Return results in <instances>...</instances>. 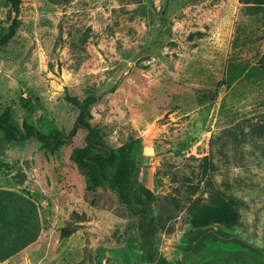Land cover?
Here are the masks:
<instances>
[{
  "label": "rangeland",
  "instance_id": "rangeland-1",
  "mask_svg": "<svg viewBox=\"0 0 264 264\" xmlns=\"http://www.w3.org/2000/svg\"><path fill=\"white\" fill-rule=\"evenodd\" d=\"M14 18L0 0V39ZM18 19L0 197L38 235L0 264H264V3L22 0Z\"/></svg>",
  "mask_w": 264,
  "mask_h": 264
},
{
  "label": "trees",
  "instance_id": "trees-1",
  "mask_svg": "<svg viewBox=\"0 0 264 264\" xmlns=\"http://www.w3.org/2000/svg\"><path fill=\"white\" fill-rule=\"evenodd\" d=\"M255 1L257 4L264 3L263 0ZM7 3L9 4L12 12L15 14V18L9 28L8 34L0 39V46L7 44L12 38H14L20 26L18 17L21 10L22 0H7ZM0 131H2L8 138H16L19 136L20 131L12 125L11 113L9 111H5L0 116ZM90 149L91 148H89V146L78 148L74 151L72 157L84 174L94 182L91 186L94 187L96 185L94 180L95 174L93 169L89 166L87 159V153L90 151ZM9 194L10 193H4V195L0 197V223H3V225L0 226V262L10 258L25 248L27 245L32 243L38 235L37 232L32 233V231L28 228H22L16 232H13L8 228L7 224L12 220V218L13 220L16 218L15 210L13 209L10 211L11 198H9ZM210 199H212V201H216V204L220 206L226 204L224 202V198L219 195V193L215 195L212 194ZM229 201L230 203L227 204H233L235 202V200L230 197ZM212 220L213 219H210L208 221ZM140 232L144 244H147V233L145 232L143 225H140Z\"/></svg>",
  "mask_w": 264,
  "mask_h": 264
}]
</instances>
